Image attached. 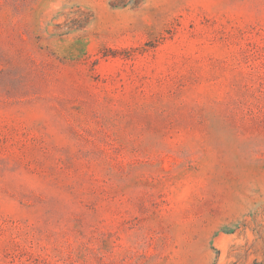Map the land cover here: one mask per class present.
<instances>
[{
  "label": "rangeland",
  "instance_id": "rangeland-1",
  "mask_svg": "<svg viewBox=\"0 0 264 264\" xmlns=\"http://www.w3.org/2000/svg\"><path fill=\"white\" fill-rule=\"evenodd\" d=\"M0 264H264V0H0Z\"/></svg>",
  "mask_w": 264,
  "mask_h": 264
}]
</instances>
